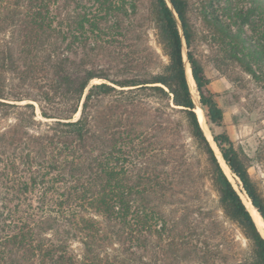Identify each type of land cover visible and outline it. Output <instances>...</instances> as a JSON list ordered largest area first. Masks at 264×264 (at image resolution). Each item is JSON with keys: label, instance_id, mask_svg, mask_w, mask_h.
Segmentation results:
<instances>
[{"label": "rangeland", "instance_id": "obj_1", "mask_svg": "<svg viewBox=\"0 0 264 264\" xmlns=\"http://www.w3.org/2000/svg\"><path fill=\"white\" fill-rule=\"evenodd\" d=\"M187 1L193 31L191 49L209 78L208 87L222 110V126L202 123V109L194 84L189 88L195 106L201 109V115L197 116L222 169L246 207L251 209L253 206L240 193L237 178L224 165L212 143L211 130L214 133L226 131L233 145L250 157L248 172L264 200V12L261 0ZM52 10L65 33L63 46H70L78 57L89 62L88 66L103 70L110 78L119 79L139 72L158 73L168 63L158 42L151 0H53ZM78 16L92 20L96 31L88 33L86 24L82 28L74 26ZM0 29L3 30L0 31L1 47L8 40L10 30L1 15ZM186 50L183 43V59ZM184 62L187 74L189 64L187 60ZM4 77L8 88L17 82L12 80L11 74L0 72V79ZM99 81L93 79L90 84ZM26 90L35 93L30 86H26ZM140 93L134 105H127L122 94L114 92L96 98L87 109L90 128L101 141L95 153L100 154L106 151L105 145L113 144V154L107 157L117 166L121 164V157L128 160L121 185L131 192H140L128 194L125 201L131 210H143L147 220L144 230L139 233L131 230L124 240L123 236L114 234L116 230L109 227L101 215L88 208L79 210L81 216L93 219L94 226L100 229L92 254L99 259H110L118 255L117 250L127 247L133 253L129 255L131 264H251L252 243L219 202L205 156L182 114L176 107L168 108L166 101L149 91ZM12 102L32 103L36 118L43 122L55 119L42 117L35 100ZM14 118L15 109H10L6 115L0 113V134L9 129ZM123 131L130 134L131 141L121 146L117 132ZM17 146L18 143L7 139L0 140V243L10 229L8 225L14 224L13 220L28 218L32 227L36 225L31 232L33 238L40 236L43 242L52 237L66 239L69 251L81 258L86 254L83 236L72 225H53L47 215L46 202L42 200V189L36 188L21 195L19 200L14 199L17 195L11 191L15 186L10 179H25L35 168L34 162L31 163L33 154H20ZM120 147L123 154L116 153ZM262 223L261 228L257 227L264 237ZM10 249L2 254L0 264H34L28 253L16 249L9 252Z\"/></svg>", "mask_w": 264, "mask_h": 264}, {"label": "trees", "instance_id": "obj_2", "mask_svg": "<svg viewBox=\"0 0 264 264\" xmlns=\"http://www.w3.org/2000/svg\"><path fill=\"white\" fill-rule=\"evenodd\" d=\"M169 1L171 7L167 0H151L158 42L168 63L158 73L139 72L116 79L103 70L88 66L89 62L78 57L75 50L63 46L65 33L52 10L53 0H0L1 20L7 22L10 29L8 40L0 47V72L11 74L12 80L17 81L13 85L11 82L8 88L7 78L0 79V113L6 115L10 109H15V122L0 134V140L18 143L20 154H33L31 163L35 164L27 178L10 179L15 186L11 191L17 195L14 199L19 200L28 191L42 189V200L46 202L47 215L53 225H72L83 236L86 246V254L77 258L69 251L66 239L52 237L43 242L40 236L33 238L31 232L36 225L32 227L25 218L13 220L14 224L8 225L10 229L0 243V259L11 247L9 252L16 249L28 253L34 264L132 263L129 255L133 253L127 247L117 250L118 255L110 259H99L92 254L100 229L94 226L93 219L79 214V210L88 208L101 215L109 227L116 230L114 234L123 236L124 240L131 230L139 233L147 224L143 210H131L125 201L128 194L140 192H131L130 188L121 185L128 160L121 157V164L117 166L110 156L107 157L113 154V144L105 145L106 151H100L105 156L95 153L97 143L101 141L90 128L87 109L96 98L114 92L122 94L127 105H134L139 101L140 91H149L166 101L168 108L176 107L182 114L197 147L205 156L219 202L252 243L254 258L251 264H264V237L259 226L222 169L194 111L200 105L206 124L222 126V110L208 87L209 78L191 49L193 31L188 18V1ZM261 7L264 12V0H261ZM84 24L88 33L96 31L90 19L78 16L74 21V26L79 28ZM183 43L198 94L199 105L196 106L185 73ZM93 79L100 81L90 84ZM26 86L35 93L26 90ZM24 99L35 100L42 117L55 119L43 122L36 118L32 103L12 102ZM79 106L80 114L75 118ZM117 135L121 146L131 141L127 132H117ZM211 136L224 165L238 179L240 193L264 223V200L248 172L250 157L233 145L226 131L214 133L211 130ZM121 152L120 147L116 153Z\"/></svg>", "mask_w": 264, "mask_h": 264}, {"label": "bare ground", "instance_id": "obj_3", "mask_svg": "<svg viewBox=\"0 0 264 264\" xmlns=\"http://www.w3.org/2000/svg\"><path fill=\"white\" fill-rule=\"evenodd\" d=\"M187 76H188V80H189V82H190V85H192V86H194V82H193V80H192V78H191V75H190V71H189V69L187 68ZM195 112H196V114L198 115V116H200L201 115V109L199 108V107H196L195 108ZM201 120H202V123L204 122L205 123V121H204V115L202 114V116H201ZM206 124V123H205ZM248 206V205H247ZM249 210L251 211V212H255V214L256 215H254L253 213V217H254V219H255V221H256V223H257V225L259 226V228H261V223H262V221H261V219H260V217H259V215L257 214V212L254 210V208H249ZM256 216H258V217H256ZM263 224V223H262ZM263 234H264V230H263Z\"/></svg>", "mask_w": 264, "mask_h": 264}, {"label": "water", "instance_id": "obj_4", "mask_svg": "<svg viewBox=\"0 0 264 264\" xmlns=\"http://www.w3.org/2000/svg\"><path fill=\"white\" fill-rule=\"evenodd\" d=\"M167 3H168V5H169V7H171V3H170V1L169 0H167ZM184 60H187V58H186V55H185V58H184ZM190 69V68H189ZM190 75H191V73H190ZM191 78H192V76H191ZM194 82V81H193ZM195 111V110H194ZM78 113H80V110L78 111ZM212 141V143H214L213 142V140H211ZM216 147V146H215ZM220 154V153H219ZM220 157H221V155H220ZM221 159H222V157H221ZM223 160V159H222ZM225 164V163H224Z\"/></svg>", "mask_w": 264, "mask_h": 264}]
</instances>
